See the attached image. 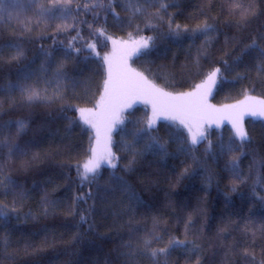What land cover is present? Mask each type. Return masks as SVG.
Listing matches in <instances>:
<instances>
[{
	"label": "trees",
	"instance_id": "16d2710c",
	"mask_svg": "<svg viewBox=\"0 0 264 264\" xmlns=\"http://www.w3.org/2000/svg\"><path fill=\"white\" fill-rule=\"evenodd\" d=\"M41 2L49 4V0ZM163 2L170 6L161 13L162 21L140 17L129 25L125 0H113L109 14L105 17L101 12L96 20L93 13L83 11L91 0H72L73 10L80 6L79 15L73 11L67 20L47 21H37L35 5L28 7V0H4V10L0 11V169L19 187L7 183L0 186V211L5 214L0 217V264H127L123 254L129 249L124 245L131 243L135 248L148 233L162 237L153 241L151 247L155 249L167 246L170 239L191 242L187 248H176L170 255L159 257L158 264H264L261 119L244 120L250 140L241 148L245 154L240 161L241 181L234 180L227 168L231 157L240 152L224 151L229 145L238 146L239 139L226 124L210 122L202 125L206 139L196 146L195 162L191 156L178 153L175 143H169L168 156L161 159L145 154L129 172L125 167L131 157L123 151L120 128L131 130L137 120L146 121L150 116L146 104L135 105L124 114L125 123L110 134L117 167L102 169L99 189L91 186L93 198L78 202L73 212V198L90 190L87 183L81 184L78 170L82 171L96 141V133L94 136L91 127L79 120L77 109L94 111L101 101L108 69L104 57L114 64L123 62L112 39L153 37L151 51L130 57L127 64L172 95L193 92L208 73L222 66L224 52L237 55L253 39L264 48V39L259 38L264 37V0ZM235 5L251 8L255 15L249 17L250 23L236 26L240 16L229 14ZM169 17L173 28L180 26L179 36L169 34ZM27 19L32 20L33 28L22 31L19 21ZM81 20L91 23L92 28ZM205 21L217 31L211 34L215 39L207 48L209 54L201 57L197 66L198 49L208 38L193 35L192 30ZM148 23L156 27H145ZM70 24L80 30L82 39L73 41L74 48L81 49L79 53L68 49V41L77 35L74 28L67 27ZM101 26L103 35L97 31ZM226 39L230 41L227 46ZM89 43L96 45V52L87 47ZM233 44L238 46L233 48ZM48 52L52 54L51 67L44 55ZM61 63L69 76L63 99L28 103L21 86L44 89L47 81L54 80L53 73ZM256 63L254 58L245 57L242 64L225 73L227 80L213 88L206 103L225 104L244 96L264 98V74L258 75ZM237 73L243 78L232 80ZM47 95L53 96L54 88L49 87ZM17 121L25 124L19 135ZM70 121L75 122L71 130ZM170 123L163 118L157 122L161 137L167 138ZM181 130L187 137V130ZM209 142L212 149L206 155ZM5 145H19L20 151L10 156ZM112 172L139 197L131 209L126 195L112 190L115 185L106 188ZM134 264L156 262L137 254Z\"/></svg>",
	"mask_w": 264,
	"mask_h": 264
},
{
	"label": "snow or ice",
	"instance_id": "6c2138e0",
	"mask_svg": "<svg viewBox=\"0 0 264 264\" xmlns=\"http://www.w3.org/2000/svg\"><path fill=\"white\" fill-rule=\"evenodd\" d=\"M231 3V0H229ZM72 0H49V4L45 6L41 0H28V7L35 5L34 14L37 21H47L54 18L61 20H67L72 15L73 11L77 15L80 14V6L77 4V8L73 10L71 8ZM125 10L129 15V25L140 17H146L149 21L155 19L158 22L163 20L161 13L167 9L170 5L163 2V0H125ZM150 8H154V12H149ZM113 9V0H108L105 4V0H91V3L84 4L83 11L85 13H93V19L99 18L100 13L103 12L105 17L109 14L110 10ZM4 10V0H0V11ZM59 11L60 15L57 17L56 12ZM114 19L120 20L119 15L114 10L111 11ZM230 15H239L240 19L236 21L237 27H242L250 23V16H254L255 13L251 11L250 7H243L241 5H235L229 8ZM168 30L169 34L179 36L181 33L180 26L176 25L172 27V18H168ZM22 25V31H31L33 28V22L31 19L19 21ZM80 23H87L89 28H92V24L86 20H81ZM68 28H74L77 32L76 36H73L68 41V49L79 53L81 49L74 48L73 41H76L80 37V30L76 25H67ZM145 27L155 28L156 25L148 23ZM59 28V26H58ZM139 30V29H138ZM98 32L103 35V27L97 29ZM184 31H188L185 27ZM214 25L209 24L205 21L202 25L193 29V35L200 34L204 35L208 39L205 40L201 49H198L197 66L201 57L207 56V48L211 46V41L215 39L211 34L216 32ZM131 35V33L129 34ZM264 39V37H259ZM230 43L229 40H225V45ZM238 45L233 44V48ZM89 49L96 52V45L89 43L87 45ZM154 47L153 37H141L139 40L132 41V47L128 50L123 58V62L114 64L109 61V58L104 57L105 62L108 64L107 79L104 81V94L101 96V102L97 105L99 112H93L92 109H77L79 113V120L85 125L91 126L96 132L95 145L90 148L91 156L88 160L83 163L82 171L78 170V175L81 179V184L87 183L90 186L88 192H81L73 198V212H75V205L78 202H87V199L93 198L94 193L91 191V186L96 185L99 189V180L102 176V169L107 166L111 169L117 167V157L111 148V132L113 127L123 125L125 121L122 119L121 109L123 107H131L132 102L137 99H143L146 103L152 105V117L146 121L137 120L133 125L132 129L129 130L126 127L120 128V131L124 134L122 137V148L131 159L128 165L125 167V171H134V165L138 158L145 154L151 153L154 156H158L163 159L169 155L166 145L169 143H175L177 145V152L185 156H191L193 161H196V157L193 153L196 151V146L206 139L204 131L201 130L203 123L213 122V113L220 110L212 109L210 105L206 103L207 96L212 92L213 88L218 87L227 80L225 73L233 71L236 67L244 62L245 57L254 58L256 63V69L258 75L264 74V48H261L257 43V39H253L251 43L240 48L239 54L231 55L230 52H224L221 57L222 66L216 67L213 71L208 73L206 78L200 83L194 86V91L189 93H181L178 95H172L169 92L164 91L163 88L157 87L153 84L143 73L135 72L127 67V59L131 56H138L141 53L147 55ZM17 56L22 55L19 50V46H15ZM254 54V56H253ZM48 66L51 67V53H44ZM98 55V54H97ZM230 57V59L224 58ZM15 59V57L13 58ZM69 59V53H65V60ZM87 59V58H86ZM54 80L46 82L44 89H38L33 86H21L20 91L24 99L28 103L34 101H51L55 98L63 99V91L66 89L64 84L65 81L69 80L67 72L64 70V64L61 63L53 73ZM243 78L240 73H237L232 77V80H238ZM72 86H76V82H72ZM49 87L54 88V95L48 96L47 89ZM255 100L253 97H246L245 101H242L240 105L232 106L233 109H239L235 113L226 115L224 119H230L235 129V136L239 139L240 144L236 147L231 145L227 146L224 151L240 152L239 156H232L228 161V171L232 178L236 181H241L243 173L240 170V161L245 155L241 148L249 142L250 138L243 126L240 124V120L245 112L255 116L257 114L264 116V101H259L261 107L257 109L255 107ZM229 111V110H225ZM108 117V125L104 130L102 136L101 125L94 119V117ZM163 118L170 120L171 123L166 127L167 138L159 135V128L157 127V119ZM178 121V124L176 123ZM74 121L69 122V130L74 125ZM195 125L196 131H193ZM17 135L24 129L25 124L22 121L16 122ZM181 129H186L188 136L185 137ZM9 149V155H14L20 151L19 145H5ZM212 145L209 142L208 148L205 149V154L211 152ZM80 167V166H78ZM188 169H185V173ZM0 186L5 183L12 185L13 187H19L15 181L11 180L10 177H4L2 169H0ZM115 185L113 191H120L126 195L129 201V209L132 205L139 202V197L136 195L133 189L128 183L122 178L115 175V172L110 173L109 180L106 184V188H112ZM235 191V186H233ZM24 195L23 192L20 193ZM4 213L0 211V217H4ZM85 217L82 215L81 220L84 221ZM155 227V225H154ZM162 239L159 236H153L152 233L138 242L137 246L133 248L131 243L124 245L125 248L129 249L128 252L124 253L127 264H134V256L137 254L148 255L152 258L156 264H158L159 257L168 256L171 251L176 248H187V245L191 243L186 240L170 239L168 245L158 249L152 248L153 241ZM248 253L245 251L244 256L247 257ZM254 259V257H253Z\"/></svg>",
	"mask_w": 264,
	"mask_h": 264
},
{
	"label": "rangeland",
	"instance_id": "374dc122",
	"mask_svg": "<svg viewBox=\"0 0 264 264\" xmlns=\"http://www.w3.org/2000/svg\"><path fill=\"white\" fill-rule=\"evenodd\" d=\"M134 40H139V39H132V38H127V39H123V40H120V39H112V43H113V46L115 47V49L118 50L117 54H120L124 58L126 52L128 50H130V48L132 47V41H134ZM127 61H128V59H127ZM127 67L129 69H131V70H134V68H133V66H132L131 63L130 64H127ZM246 97H253L254 98L255 102H257V103H255V107L257 109H259L261 107V105H259L258 102L259 101H264V98L259 97V96H244V97H242V98H240V99H238L236 101H233V102H230V103H225V104H212V103H207L208 105L211 106L212 109L220 110L218 112L213 113L214 121L213 122H210V123H212L214 125H217V126L218 125H221V124H226L227 126H229L231 128V130L233 131V133L235 135V129L233 128L232 121L230 119H224V118H221V117H224L226 115H229L230 113H235V112L239 111V109H233L232 106L240 105L242 101H245ZM100 102L98 104H100ZM139 104H146L149 107V110H150V116H149V118H151L152 115H153V113H152V105L150 103H146L143 99H137V100H135V101L132 102V106L130 108L129 107H123L121 109L122 119L124 118L123 116H124V114L127 111H129L135 105H139ZM225 110H229V111H225ZM99 111L100 110L98 108H96L93 112H99ZM245 118H252V119H261V120H264V116H262V115L257 114L255 116H253L250 113L245 112V114L243 115V117L240 120V124L243 126V128H244V120H245ZM94 119H96L100 123V125H101V131H102V136H103L104 135V130L107 127L108 122H109L108 117L107 116H104V117L97 116V117H94ZM161 119L162 118H158L157 119V122L159 120H161ZM119 126H121V125H118V126L113 127V130H115V128H118ZM91 130L93 131L94 136H95V133H96L95 132V129H93L91 127ZM244 130H245V128H244Z\"/></svg>",
	"mask_w": 264,
	"mask_h": 264
},
{
	"label": "bare ground",
	"instance_id": "6f19581e",
	"mask_svg": "<svg viewBox=\"0 0 264 264\" xmlns=\"http://www.w3.org/2000/svg\"><path fill=\"white\" fill-rule=\"evenodd\" d=\"M264 96V95H263Z\"/></svg>",
	"mask_w": 264,
	"mask_h": 264
}]
</instances>
